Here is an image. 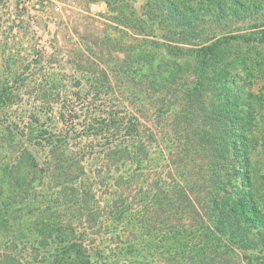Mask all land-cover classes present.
Returning <instances> with one entry per match:
<instances>
[{"label": "trees", "instance_id": "obj_1", "mask_svg": "<svg viewBox=\"0 0 264 264\" xmlns=\"http://www.w3.org/2000/svg\"><path fill=\"white\" fill-rule=\"evenodd\" d=\"M84 1L106 7L104 13L90 14L86 25L79 23L81 18L88 19L86 15L74 13V31L65 29L75 33L77 42L87 44L85 50L55 47L50 52L38 44L28 53L22 46L23 37L0 33V66L4 61L6 67L21 69L13 75L22 84L33 76L30 54L34 62L48 65L41 70L59 66L61 81L72 79L80 84L82 80L76 75H86L89 85L85 94L81 91L78 96L91 100V106L98 103V113L93 115L86 136L102 140L82 158L95 154L102 163L90 177L81 169L70 184L79 201V218L93 227L89 228L93 237L99 229L111 236V253L105 255L94 248L93 238L90 242L76 236L59 240L58 235L35 228L37 236L31 247L43 251L27 264H117L122 256L141 257L144 251L138 241L123 238L117 230H128V225H121L123 220L144 206L153 214V224L128 233L145 237L143 248H153V256L161 255L165 264H218L217 260L236 264L230 253L243 252L245 261L248 253L264 252V211L252 194L255 146L248 128L249 118L253 123L257 120L253 113L246 115L251 102L264 98V5L247 0H141L138 11L140 0ZM4 82L0 83L2 105L9 103L7 95L17 88ZM54 96L63 97L57 91ZM71 100L63 99L62 105L69 108L65 103ZM107 103V108L115 105L116 110L103 116L99 108ZM130 107L137 108L131 111L136 115L134 122L131 118L126 130H117L118 108L128 113ZM139 114L153 122V130L144 132ZM164 122L171 125L160 127ZM59 132L46 141L50 158L57 163L64 154H73V136L68 130ZM172 136L178 143L169 148ZM152 151L153 181L147 163ZM172 159L179 174L168 178L163 172ZM158 161L164 164L156 167ZM193 162H197L195 168L190 165ZM129 165H136V169L124 173ZM199 168L202 174L196 172ZM188 172L192 174L185 178ZM57 186L60 194L67 193L64 186ZM128 189L145 195L152 192V205L133 201ZM90 196L92 206L87 205ZM52 226L61 230L57 224ZM193 234L197 242L186 239ZM166 240L173 242L166 247ZM74 252L76 260L71 262ZM16 261L22 262L14 260L13 264Z\"/></svg>", "mask_w": 264, "mask_h": 264}, {"label": "rangeland", "instance_id": "obj_2", "mask_svg": "<svg viewBox=\"0 0 264 264\" xmlns=\"http://www.w3.org/2000/svg\"><path fill=\"white\" fill-rule=\"evenodd\" d=\"M247 1H255L264 5V0ZM50 3L48 0L40 2L36 0H0V33L4 36L17 34L18 37H23L22 46L28 53L38 47V44L50 52L55 47L72 50L79 46L85 50L87 44L82 41L77 42L78 39L75 33L65 31V29L69 28L74 31L72 23V21H76L74 13H79L77 15L82 16L86 15L88 19L82 20L81 18L79 20V23L82 22L83 25H86L90 14L94 17L106 11L105 5L103 3L87 5L84 0H53L52 2L50 0ZM142 4L143 2L140 0L138 11H140ZM51 19L55 22H51ZM56 30H59L58 34L56 33L57 36L55 34ZM29 59L32 62L30 73L32 72L33 76L27 77L23 84L21 81L19 82L18 76L14 77L13 75L14 72L17 74L22 72L21 69L6 67L4 61H1L0 66V83L8 80L4 84L10 82L13 87L17 85L14 92L7 95L9 103L2 105L0 100V264H13L14 260H22L19 264H27L29 258H39L38 255L43 251L42 248L31 247L38 230L49 232V234L54 233L56 236L58 235L59 240L76 236L79 241L90 242L93 238L94 248L96 247V249L108 255L111 253L109 250L111 247L109 241H112L109 237L111 236L104 235V230L100 229L96 231V237L91 235L89 228L93 229V227L91 225L87 227V224L82 220L83 217L79 218L76 212L79 201L77 195L75 198V194H73L76 191L75 187L70 184L73 178L78 176L81 169H84L89 177L94 171L100 169L102 163L100 156L93 154L82 158L85 151L89 150L97 141L101 142L102 140L101 137L86 136L93 115L98 113L96 108L98 103L91 106V100L84 96H78L89 85L86 82L85 74L78 73L76 75L77 78L82 80L80 84L71 81L72 79L61 81L58 75L62 77V73H60L62 71L56 69L59 66L55 64L50 68L41 70L42 67L48 65L43 64V62L39 63L38 60L34 62L32 54H30ZM61 61L63 63V60ZM64 71L71 75L70 71L66 69ZM83 78L85 79L83 80ZM59 82L62 84L58 88ZM56 91L63 97L54 96ZM63 91L65 93H62ZM257 93L255 94L257 95ZM61 98L72 99L70 103H65L69 108L62 105L63 99ZM11 103L14 105H10ZM132 103L138 102L133 100ZM107 107L108 103L99 108L103 116L107 115L109 111L110 114H113L114 109L116 110L115 105L110 108ZM137 107L139 108V106ZM136 109L130 107V112L126 113L124 108H118L121 113L119 114L120 123L117 130H126L124 126L127 121H130L131 118L133 121L134 117L136 118V115L131 112L136 111ZM253 110L255 112H252ZM249 113H253L252 115L257 120L253 123L252 118H249L248 123L249 131H251L250 135L253 139L252 143L255 146L253 151L254 191L252 194L264 211V98L259 97L257 101L251 102V108L247 110L246 115L248 116ZM140 115L144 132L147 133L150 129L153 130V122L142 116V114ZM60 117H64L65 121L62 122L63 120ZM33 120H37V122L34 123ZM92 121L94 122V120ZM131 125L135 126L133 123ZM166 125L171 124L164 122L160 124V127L165 128ZM160 127H157V129ZM171 128L174 130L173 126ZM63 130H68L73 136L70 140V145L73 144L71 145L73 154H64L62 162L57 163L50 158V149L47 147L46 141L52 135L59 134V131ZM82 134L85 136H82ZM171 138L170 142L167 141V143L169 142L167 145L169 148L175 147L178 143L176 137L172 136ZM182 143H184V139ZM168 149H166V155L169 153ZM75 156H77V160ZM64 161L67 162L64 163ZM147 163L151 168L149 173H152L153 181V151L150 162ZM196 163L193 162L190 165L195 168ZM154 164L156 167H161L164 162L158 161ZM135 166L129 165L124 169V173H127V171L133 172L136 169ZM57 167H66V169L58 170ZM166 167L163 172L164 175L166 174L168 178L177 177L179 173L176 170L178 168L173 163V159L171 165L168 164ZM196 172L202 174L200 168L196 169ZM191 174L192 172H188L185 178H189ZM195 176L196 174L194 178ZM63 178L69 183H64ZM32 179L33 182L30 183L29 180L32 181ZM58 184L68 189L67 193L60 194ZM144 185L146 187V184ZM127 194L132 197L133 201H142L145 205H152V192L145 195V193H132L128 189ZM98 195L95 192L96 200ZM91 197L87 201V205L90 206H92ZM160 198L159 200H161ZM100 202L96 203L102 207ZM147 211L144 206L142 209L130 212L121 224L124 227L128 225V230L122 227L117 230V233L122 234L123 238L128 236L132 238V241H138L137 244L144 253L141 257L136 256L134 259L122 256L118 259L117 264H144L146 262L149 264H165L161 255L153 256V248L149 251H147L148 248H143L147 240L145 237L137 236V232L134 233V236L128 233L133 228L140 230L143 224H153V214ZM56 224L59 228L61 227L60 231L57 230L58 232L53 230L55 228L52 225L56 226ZM118 225L112 226L113 229ZM117 233L113 234L116 235ZM194 234L193 236H186V239L188 241L194 239L195 241ZM114 242L116 244L117 239L114 238ZM172 242L173 240H166V247ZM150 244L153 247V240ZM87 245L89 247L90 243H87ZM230 255L236 264L239 261H244L246 257L243 252L237 253V255L230 253ZM75 258L76 254L74 252L73 256H70L71 262ZM217 263L224 264V261L217 260ZM243 263L264 264V252L248 253Z\"/></svg>", "mask_w": 264, "mask_h": 264}]
</instances>
